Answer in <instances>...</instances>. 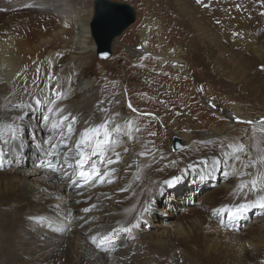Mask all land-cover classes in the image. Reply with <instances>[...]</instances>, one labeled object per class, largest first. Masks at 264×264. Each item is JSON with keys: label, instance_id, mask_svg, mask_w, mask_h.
<instances>
[{"label": "bare ground", "instance_id": "bare-ground-1", "mask_svg": "<svg viewBox=\"0 0 264 264\" xmlns=\"http://www.w3.org/2000/svg\"><path fill=\"white\" fill-rule=\"evenodd\" d=\"M190 1L195 35L208 47L210 73L230 87L235 85L240 92L236 104L227 111L214 114V118L219 115L224 121L215 123V118L208 131L198 126L202 116L198 122H193L189 112L191 120L187 121L189 127L185 131H182L185 121L182 118L163 120L167 131L172 132L170 150L172 139H179L189 155L188 160L195 163L193 166L201 167L198 171L193 170L188 178L200 183L213 176L212 182L216 186L203 199L204 207L210 210L213 219L207 215H195L175 225L163 222L159 224L162 227L160 233L147 235L146 240L142 239L143 243L137 244L140 238L131 243L127 242L128 237L124 238L125 241H119V248L128 245L127 253L122 254L119 250L112 255L96 249L90 237L96 235L99 239L104 235L109 236L114 227L136 226V216L139 214L152 218L148 211L149 199L139 202L140 198L137 200L131 182L137 179L142 188L145 182L156 179L162 166L166 168L171 165L170 152L159 149V153L153 156V149L157 150L155 146L162 147L164 142L147 145L152 141L151 136L148 138L147 132L136 130L139 129V124H135L138 118H131L128 123V118L122 116L125 100L117 87L113 86L112 92L107 93L104 89L103 92L97 89L95 84L98 81L92 82L88 63L96 51V45L91 40L90 13L78 12L77 0L55 1L52 10L50 6L45 11L35 10L31 6V9L14 13L9 11L28 5L27 0H0V12L5 8L8 11L0 13V118L5 115L3 109L8 103L6 94L13 93L10 96L13 104L21 105L20 110L7 113L8 116L17 117V140L7 146L0 143V162L8 168L0 172V240L1 244H7L5 249L0 248V258L4 256L2 259L8 260V264H197L194 262L197 256L206 258L210 264H264V206L255 207L259 203L264 204V191L253 192L250 187L240 191L239 188L242 182L250 184L253 176L248 173H264V156L256 160L258 154L254 151L257 142H260L256 139L264 137V123L261 122L264 120V109L252 113L240 106V103H247L250 99L253 102L261 99L262 104L258 103L264 106V97H258L259 91L264 93V0H256L247 7L242 1L232 0L234 4L224 13L221 27L213 26L210 19H202L196 1ZM250 8H254L253 13ZM40 16L43 17L38 19ZM159 34L151 35L154 41L165 46L164 38ZM150 37L143 34L144 53L139 52L143 61L147 60L144 56L151 52L149 55L158 58L167 70L187 71L181 65L183 61L177 52L169 48L164 51L150 50ZM223 41V45L239 50V56H243L237 58L230 50H223L220 59L215 57L214 60L210 50L218 48ZM57 91L64 93L57 101V106L64 110L61 115L76 118V123L72 125L74 134H71L70 151L67 152L70 157L75 156L74 143L79 140L80 134L109 117L128 134L113 133V138L120 141L116 151L122 155V162L112 166L117 171L111 179L119 180L115 188H106L104 185L107 181L87 184L80 181L79 186L72 185L69 180L50 171L45 164L49 159L62 160L65 154V149L55 157L46 156L45 151H41L44 143L47 144L46 149L51 144L61 145V137L50 131L51 122L43 119L44 116H49L50 121L60 118L46 110L52 107L48 100L54 99ZM130 94L127 96L129 99ZM37 99L43 102L37 104ZM153 113L160 120V115L155 111ZM237 119L253 123L240 124L236 122ZM29 138L39 151H30L24 146L23 142L29 141ZM158 141H162V138L159 137ZM17 146L19 149H16ZM237 146L242 147L243 151L237 152ZM125 148L128 149L126 153ZM197 152L204 153L201 164L196 162L198 155L193 156ZM143 155L148 157L143 158ZM236 155L240 157L235 158ZM93 161L99 165L98 157H91L90 163ZM217 165L225 170L221 176H217ZM66 170L69 174L73 171L72 167H66ZM91 197L93 201H89L77 217L73 213L75 201ZM245 198L259 200L255 206L249 207V211H244L255 214L254 221L245 225L240 232L231 231L238 228L241 221L247 220L246 213L241 214L242 220L238 218L234 221L225 217L227 211L221 215L213 213L218 209L234 210L242 200L246 201ZM88 207L91 211L83 214ZM48 222L58 227L54 229L57 232L46 237L39 226ZM26 227L36 229L32 232L35 234L30 236L24 230ZM133 233L136 235L134 230ZM188 244L197 245V248L187 247ZM110 252L114 253L115 250Z\"/></svg>", "mask_w": 264, "mask_h": 264}, {"label": "rangeland", "instance_id": "rangeland-1", "mask_svg": "<svg viewBox=\"0 0 264 264\" xmlns=\"http://www.w3.org/2000/svg\"><path fill=\"white\" fill-rule=\"evenodd\" d=\"M11 1L12 0H10V2ZM55 1L57 2L58 0H27L28 5L22 6L21 8L20 6H17L9 12L14 13L18 12L19 10L28 8L31 9V6L35 7V10L41 11L49 10L48 7L50 6V10H52L51 6L55 4ZM108 1L130 5L135 12V21L113 42V46L111 47L112 53L109 58L105 60H99L95 54L96 52L94 53L93 57L88 63V66H90L91 69V77L93 79L92 82L98 81L95 85L98 87L97 89L102 92L104 89L105 92L111 93L113 86L114 88L117 87V90L125 100V103L122 106V116L128 118V123L129 120L135 119L136 117L138 118L135 121V124H139V131L147 132V136H149L148 138L151 136L152 141L147 142V145H157L160 142H164L162 147L155 146L157 150L153 149V156L159 153V149L162 151L167 150L170 152V157L172 160L170 166H167L166 168L165 166H162L161 169L158 170L157 178L145 182L142 188L137 182V179L131 182V188L133 189L137 200L140 198L138 200L139 202H146V200L149 199V202L147 201L149 205L148 211L150 212L152 218H145L144 215L139 214V216H136V226L130 225L127 227H119V229L118 227L112 228L109 233V238L112 240V244L109 245V247H111V249L113 247L115 252L112 253L109 251L107 253L114 255L119 250L122 252V254L127 253L126 248L128 245L119 248V244L124 238L128 237L129 241L127 240V242L129 243L140 238L139 241H137V244H140L141 242L143 243L144 240H146L147 235L153 236L160 233L162 227H159V224L163 222L168 223V225H175L177 223L187 221L195 215H201L203 217L207 215L209 218H212L211 213L209 214L210 210L204 207L203 199L204 196L209 191L211 192V190H214L216 186L214 182H212L214 181L213 176L211 175L206 179L205 182L201 181L200 183H196L192 178H188L191 172L198 171L201 169V167L198 165L193 166L195 163L193 162L192 164V162L188 160L189 155L187 151H184L185 148L183 146L174 152L170 150L169 145L171 142L172 132L167 131V127L164 126L163 120H170L171 118H175L177 120L178 118H182L185 120L182 126V131H185L189 127L187 121L191 120V117H189L190 115L188 114L189 112L193 117V122H198L200 116H202L198 126L206 128L203 131H208L212 121L215 122L217 120L215 123H217L219 120L220 122L224 121V119L222 120L219 115L218 117H215L216 120H214V114L216 112L222 113L227 111L228 108H230L233 104H236V99L240 96V92L236 90L237 87L235 85L230 87L229 85L225 84V81L218 79L219 77L210 73L207 62V54L209 52L208 47L200 39V37L195 35V21L193 20L194 16L192 14L193 12L190 0ZM195 1L198 5L197 8L199 10V14L202 16V19H210V22L215 27H221L220 23L223 21L224 13L230 9V5L234 4L232 0H202L201 3L200 1ZM236 1H242L243 5L247 7V5L252 4L256 0ZM93 2L94 0H77L76 4V9L78 12H81L82 14L90 13V22L93 16ZM257 3L258 1L256 4ZM250 11L253 13L254 8H250ZM5 12H8L6 8L0 13ZM42 17L43 16H40L38 19H41ZM45 17L50 20V17ZM229 19H231V17ZM200 24L202 25V23ZM156 33H160L159 37L162 36L164 38L165 46L160 45L157 43V41H154L153 35L151 34ZM143 34H146L149 37L151 36L150 50L164 51L165 49L169 48L171 51L177 52L180 55L181 61H183V64L181 65L185 67L187 71L180 72L178 70H167L163 63H159L158 58L149 55L151 52L144 56L147 58V60L143 61L142 56L139 55V52H141V54L144 53L142 52ZM91 40L93 41L92 37ZM92 43L94 44V42ZM223 44H225L224 41L218 46V48H213L210 50L214 60L216 58L220 59V53L223 50H230V52L236 54L234 57L237 58L243 56H239V50L229 49L230 47H227V45ZM245 56L250 58L248 55ZM224 62L225 61L222 63L224 64ZM128 93H131V100L127 97ZM258 97L263 99V91H259ZM253 101L254 100L250 99V101L247 103H240V106H242L245 111H251L252 113L264 109V106L261 105V99L256 100V102ZM129 104H131V108L129 107ZM133 109H136V111H133ZM153 111L160 115L161 121L156 117ZM137 115L140 116L138 117ZM151 116H154L157 119L154 120ZM37 126L39 127V125ZM151 133H155V135H152ZM71 136L67 141H65V143L68 145H71ZM158 136L162 138V141H158ZM256 140H260V142H257V146L254 148L255 153L258 154L256 157L257 160L264 156V137H259V139ZM23 143L24 146H26L30 151H39V148L35 147L36 144L34 146V143H32V139L30 140L29 138V141L25 140ZM46 145V143L43 144V147L41 148L42 153L46 150ZM57 147L59 148L56 149V155L59 156L61 155V151H63L64 147L62 144ZM15 148H12L11 150ZM16 149H19V146H17ZM145 153H148V151ZM194 155H198L196 162L201 164L203 162L204 153L197 152L196 154H193V156ZM236 156L235 158L240 157L239 155ZM147 157V155H143V158ZM35 160L36 159H33L32 161ZM35 163H32V166H35ZM251 163L255 164L254 160ZM2 164L5 163L0 162L1 173L8 170V168H5L2 166ZM261 164L262 161L259 163V166ZM215 169L217 176L223 175L225 171L223 170V166L221 167L220 165H217ZM173 175L180 177V179L175 184L169 186L165 183V181H167L168 178ZM118 182L119 180H115L113 183H107L104 186L106 188H115ZM142 197L144 199H142ZM85 199H79L75 201L76 208H74L73 213L76 214L77 217L80 216L82 209L91 201H93V197ZM245 200L246 201L242 200L240 204L246 206V211H249V207L251 208L252 206H255L257 202H259L257 198L255 200H247V198H245ZM255 207L261 208L260 203ZM5 210L6 209H1V211ZM245 213L246 212H244V214ZM245 215L247 216V220L241 221V225H239L236 229H230L231 231L240 232L243 230L245 225L252 224L255 214H249L248 212ZM225 217L227 218V215H225ZM241 217L242 216L239 215L236 219L239 218L242 220ZM213 222L215 221L213 220ZM33 227L36 228L38 226L34 225ZM56 227H58V225L48 222L39 226V230H44L42 234H45L44 236L48 237V234L51 235L54 232H57L54 230ZM24 230H26L30 236H33L35 233L32 234V232L36 231V229L28 227L24 228ZM133 230L135 231L136 235H134ZM1 243L2 242L0 240V248L5 249L7 244ZM189 246H191L193 249L197 248V245L194 246L188 244L187 247ZM1 257L4 258V256ZM2 258H0V264H8V260ZM194 262L197 264H210L207 262L206 258L199 256L196 257Z\"/></svg>", "mask_w": 264, "mask_h": 264}, {"label": "snow or ice", "instance_id": "snow-or-ice-1", "mask_svg": "<svg viewBox=\"0 0 264 264\" xmlns=\"http://www.w3.org/2000/svg\"><path fill=\"white\" fill-rule=\"evenodd\" d=\"M199 2V0H197ZM26 71V70H25ZM39 69H37V72ZM19 75V74H18ZM50 79V77H49ZM35 82V81H34ZM49 87H58L56 85H47ZM14 95L13 93H8L5 95V100H7V105H5L3 111L5 113L3 118H0V143L7 146L8 144L15 142L18 138V129L15 127V119L17 117L8 116L9 111H18L21 109V105L13 104L10 96ZM64 96L63 92L57 91L55 93V98L48 100V104H51L52 107H48L46 110L48 113H55L60 118L56 121H50L49 116H44L43 119L46 122H51L50 131L55 132L57 135L62 137L61 144L65 149V154H63L62 160L49 159L46 161L47 167L53 173L62 176L64 179H67L71 182L72 185L79 186L80 181L84 183H113L111 176L117 171L116 168L112 167L113 165H119L122 162V155L120 152L116 151V148L120 146L119 139L113 138V133L119 135L127 136L128 134L117 124L115 121L108 119L102 120L99 123L93 125L90 128L85 129L83 133L80 134V138L75 142V156L70 157L67 152L70 151L69 145L65 143L73 133L72 125L76 123L75 117H70L69 115H61L63 109L57 106V101ZM43 101L37 99L36 103L41 104ZM131 108V104H129ZM136 111V109H133ZM67 122V123H66ZM237 123H247L252 124V121H243L237 119ZM264 123V120L261 121ZM111 123L112 127L109 128ZM137 131L139 129H136ZM155 135V133H151ZM57 145L51 144L49 149L45 150V155L56 156ZM127 148L124 149L126 153ZM237 152L243 151L242 147L237 146ZM91 157L99 158V165H103V169L96 163L91 162ZM74 161V163H73ZM87 165V167H86ZM66 167H72L73 171L71 174L66 170ZM249 167V166H245ZM255 167V165H252ZM248 175L253 176L250 184L246 185L243 182L240 184V191H243L246 187H250L251 191L255 192L257 190L264 191V173H248ZM73 176L76 178L73 179ZM180 177L176 176L170 180L165 181L169 186L175 184L179 181ZM261 206H264L262 204ZM91 211L89 208H85L84 212L87 213ZM227 211V216L229 221H234L237 216L243 214L246 211V206L241 204L234 210H225L218 209L213 214L221 215L223 212ZM90 242L95 246L96 249L103 250L104 252H109L113 249L109 248V245L112 244V240L108 235H104L98 239L96 235L90 237Z\"/></svg>", "mask_w": 264, "mask_h": 264}, {"label": "water", "instance_id": "water-1", "mask_svg": "<svg viewBox=\"0 0 264 264\" xmlns=\"http://www.w3.org/2000/svg\"><path fill=\"white\" fill-rule=\"evenodd\" d=\"M135 21V12L128 4L108 0H94L90 32L96 45V56L105 60L111 56V43L117 39ZM179 139L173 138V151L181 148ZM176 177L175 175L168 180Z\"/></svg>", "mask_w": 264, "mask_h": 264}]
</instances>
